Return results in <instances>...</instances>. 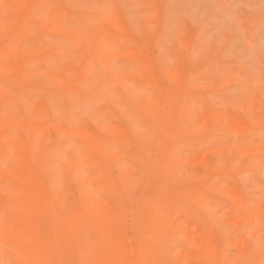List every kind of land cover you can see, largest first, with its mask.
<instances>
[{
  "label": "rangeland",
  "instance_id": "obj_1",
  "mask_svg": "<svg viewBox=\"0 0 264 264\" xmlns=\"http://www.w3.org/2000/svg\"><path fill=\"white\" fill-rule=\"evenodd\" d=\"M128 261L264 264V0H0V264Z\"/></svg>",
  "mask_w": 264,
  "mask_h": 264
},
{
  "label": "bare ground",
  "instance_id": "obj_2",
  "mask_svg": "<svg viewBox=\"0 0 264 264\" xmlns=\"http://www.w3.org/2000/svg\"><path fill=\"white\" fill-rule=\"evenodd\" d=\"M128 53H129V52H128ZM89 135H90V134H89ZM81 169H82V168H81ZM24 176H25V175H24ZM26 177H27V176H26ZM27 178H28V177H27ZM123 193H124V192H123ZM31 195H33V194H31ZM108 205H109V203H107V206H108ZM110 206H111V204H110L108 207H110ZM118 206H120V204H119ZM118 206H117V207H118ZM118 208H119V207H118ZM118 208H117L116 211H118ZM55 210H56V209H55ZM133 210H134V209H133ZM112 211H113V210H112ZM115 213L117 214V212H115ZM200 220H201V219H200ZM23 223H24V222H23ZM21 224H22V223H21ZM21 224H20V225H21ZM35 224H36V223H35ZM65 224H66V223H65ZM27 228H28V226H27ZM29 228H30V226H29ZM40 228H41V226H40ZM33 229H35V228H33ZM21 230H22L21 234L23 233V236H24V234H27V236H30V235H29L30 233L32 234V232L28 233L29 230H32V229H29L28 232L25 230L26 232H24V231H23V225H21ZM36 230H37V229H36ZM35 232H37V231H33V233H35ZM35 234H36V233H35ZM32 235H33V234H32ZM40 235H41V234H40ZM25 236H26V235H25ZM113 244H114V243H113ZM130 249L132 250V246L130 247ZM136 251H137V250H136ZM129 252L131 253L130 250H129ZM132 252H133V251H132ZM134 252H135V251H134ZM138 252H139V251H138ZM200 252H201V251H200ZM202 252H203V251H202ZM135 253H137V252H135ZM139 253H140V252H139ZM139 253H138V254H139ZM131 254H132V253H131ZM131 254H130V255H131ZM206 254H207V253H206ZM136 255H137V254H136ZM140 255H141V254H140ZM186 256H187V255H186ZM130 257H131V256H130ZM139 257H140V256H139ZM139 257H138V258H139ZM131 258L133 259V257H131ZM136 258H137V257H136ZM136 258H135V262L138 261V259L136 260ZM140 258H143L142 255H141ZM132 259H129V260H132ZM205 260H206V258H205ZM128 262L131 263L130 261H128ZM128 262H127V263H128ZM133 262H134V261H133ZM133 262H132L131 264H133ZM201 262H202V260H201ZM206 263H207V262L205 261V264H206Z\"/></svg>",
  "mask_w": 264,
  "mask_h": 264
}]
</instances>
